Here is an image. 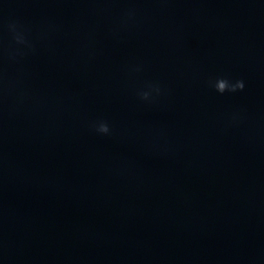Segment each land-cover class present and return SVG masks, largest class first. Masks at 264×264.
<instances>
[{
  "label": "water",
  "instance_id": "water-1",
  "mask_svg": "<svg viewBox=\"0 0 264 264\" xmlns=\"http://www.w3.org/2000/svg\"><path fill=\"white\" fill-rule=\"evenodd\" d=\"M0 74V264H264V0H0Z\"/></svg>",
  "mask_w": 264,
  "mask_h": 264
},
{
  "label": "clouds",
  "instance_id": "clouds-1",
  "mask_svg": "<svg viewBox=\"0 0 264 264\" xmlns=\"http://www.w3.org/2000/svg\"><path fill=\"white\" fill-rule=\"evenodd\" d=\"M131 11L129 12V16H131ZM7 30L11 34L12 39L15 41L17 45H23L27 48H31L30 42L27 40L25 36V30L23 27L17 22H9L7 24ZM23 55V52L20 48L9 50L7 52V56L9 59L15 60L18 56ZM211 85L215 88L216 92L220 94H224L225 92H237L243 91L245 85L242 80H237L232 82L230 79L226 77H220L215 79L214 82H211ZM13 87L11 81H7L6 77L3 74H0V95L6 94L8 90ZM153 90L159 94L160 88L158 86H150ZM138 95L142 100H149L151 93L148 91L139 92ZM91 127L95 132L101 135H110L111 129L107 122L105 121H97L91 124Z\"/></svg>",
  "mask_w": 264,
  "mask_h": 264
}]
</instances>
